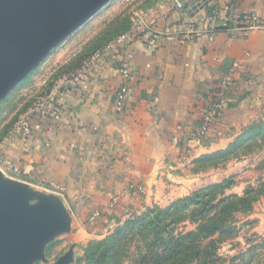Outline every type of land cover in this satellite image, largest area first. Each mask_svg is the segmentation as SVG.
<instances>
[{
	"label": "crops",
	"instance_id": "0c3cea01",
	"mask_svg": "<svg viewBox=\"0 0 264 264\" xmlns=\"http://www.w3.org/2000/svg\"><path fill=\"white\" fill-rule=\"evenodd\" d=\"M136 2L127 10L126 45L90 59L74 87L63 78L54 85L60 119L33 117L28 136L9 133L0 144L1 173L59 197L78 242L104 237L116 219L187 196L195 188L188 164L225 149L264 119V0H186L181 9L174 0ZM243 15L261 25L244 28ZM126 57L129 94L118 113V71ZM227 79L224 109L198 140L202 115ZM49 183L63 188V196L48 190ZM252 217L264 238V200Z\"/></svg>",
	"mask_w": 264,
	"mask_h": 264
},
{
	"label": "trees",
	"instance_id": "16d2710c",
	"mask_svg": "<svg viewBox=\"0 0 264 264\" xmlns=\"http://www.w3.org/2000/svg\"><path fill=\"white\" fill-rule=\"evenodd\" d=\"M131 25V17L126 12L106 23L63 67L64 71L46 88L44 96L51 93L58 80L80 71L96 53L128 33ZM14 123L0 132V144ZM263 139L264 119L246 126L225 149L193 159L191 171L197 174L218 169L251 153L254 145ZM235 185L234 178L228 177L193 191L165 208H146L140 216L125 221L102 240L89 242L76 264H123L130 257L132 247L137 255L132 257L131 264H224L218 250L221 244L237 235L234 216L250 213L264 193V183H261L259 188L248 187L242 195H227ZM184 224L193 228L180 231L179 227Z\"/></svg>",
	"mask_w": 264,
	"mask_h": 264
},
{
	"label": "water",
	"instance_id": "95a60500",
	"mask_svg": "<svg viewBox=\"0 0 264 264\" xmlns=\"http://www.w3.org/2000/svg\"><path fill=\"white\" fill-rule=\"evenodd\" d=\"M110 1L0 0V101ZM70 221L59 197L8 179L0 171V264L42 260L45 245L68 231ZM70 262L68 251L53 264Z\"/></svg>",
	"mask_w": 264,
	"mask_h": 264
},
{
	"label": "rangeland",
	"instance_id": "374dc122",
	"mask_svg": "<svg viewBox=\"0 0 264 264\" xmlns=\"http://www.w3.org/2000/svg\"><path fill=\"white\" fill-rule=\"evenodd\" d=\"M136 1L137 0H111L95 16L53 49L38 67L17 84V86H15L2 100L0 104V132L5 126L15 121L12 125L13 130L19 118L24 114H22L23 110L28 106L31 107L36 99L44 97L46 88L54 84V79L57 75L64 71L63 67L70 61L69 57L72 54H77L106 23L124 12L127 13L128 9L131 10L133 4L137 3ZM233 162L236 164L243 163L242 166L236 168ZM188 166L187 170L191 175H194L195 179V188L193 191L212 183L221 182L228 177H233L236 185L233 189L226 192V194L242 195L248 187L259 188L261 183H264V178L262 176L264 174V139L259 140L257 144L254 145L251 153L246 156H241L237 160H232L218 169L206 170L194 174L191 171V162ZM230 166L233 167L228 172ZM261 200H264V193L256 203ZM29 202L32 205L36 203L33 198L30 199ZM256 203L253 205V209L250 213L236 214L234 216L237 235L235 238L221 244L218 250V255L224 261V264H264V238L259 237L254 232L255 219L253 217L251 218ZM141 214L126 219H116L104 237L87 240V242L76 241L75 237L78 228L72 224L71 220L69 230L57 234L48 242L44 247L43 259L34 264H53L68 251H71V262L69 264H76L77 259L82 257L83 249L89 242L102 240L110 235L116 227L121 226L125 221L140 216ZM192 228L193 226L184 224L179 227V230L188 231ZM136 255L137 252L132 247V252L129 255L130 257L125 259L123 264H131L132 257Z\"/></svg>",
	"mask_w": 264,
	"mask_h": 264
},
{
	"label": "built area",
	"instance_id": "2783aa9c",
	"mask_svg": "<svg viewBox=\"0 0 264 264\" xmlns=\"http://www.w3.org/2000/svg\"><path fill=\"white\" fill-rule=\"evenodd\" d=\"M174 3L177 9L182 8V4L179 3L177 0H174ZM211 18L212 17H210V19ZM241 21L244 24V28L247 29H255L261 25L258 18L251 15H243ZM191 34L192 33L190 31H187L185 32V34H183V38L188 40L190 39ZM127 41H128V33L120 35L113 42L108 44L104 50H111L114 49L116 46L123 47L126 45ZM154 43H155L154 39L147 41V48L151 49ZM102 52L96 53L91 58V60L98 59V57ZM118 72L123 83L115 93L114 105L117 112L122 113L124 110L125 101L129 94V88L127 85V80H129L130 78L129 57H126L120 62ZM80 77L81 75L79 73H74L72 75L64 77L62 81L67 82L72 87H74L76 85V80ZM231 87L232 84L229 79H227L226 81L222 82L219 85L212 98V101L210 102L206 111L202 115L199 127L196 132V139L201 140L207 136L209 129L211 128L213 123L218 119V117L220 116L221 112L224 109L226 95L231 89ZM62 114L63 111L58 100L56 99L53 93H49L48 95L38 98L33 102V104L27 110V112L24 113L19 118L11 133L17 136L26 137L30 134L31 126L29 124V121L33 117H37L42 120L56 121L60 119ZM48 187H47L48 190L56 192L59 196H63V188L59 187L57 184L49 183Z\"/></svg>",
	"mask_w": 264,
	"mask_h": 264
}]
</instances>
